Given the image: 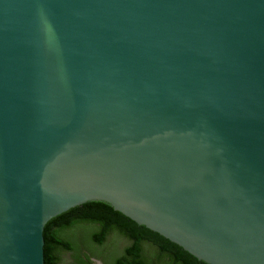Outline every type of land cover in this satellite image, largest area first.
I'll return each mask as SVG.
<instances>
[{"label": "water", "instance_id": "water-1", "mask_svg": "<svg viewBox=\"0 0 264 264\" xmlns=\"http://www.w3.org/2000/svg\"><path fill=\"white\" fill-rule=\"evenodd\" d=\"M92 201L264 264V0H0V264Z\"/></svg>", "mask_w": 264, "mask_h": 264}, {"label": "trees", "instance_id": "trees-1", "mask_svg": "<svg viewBox=\"0 0 264 264\" xmlns=\"http://www.w3.org/2000/svg\"><path fill=\"white\" fill-rule=\"evenodd\" d=\"M43 240L44 264H206L99 201L48 220Z\"/></svg>", "mask_w": 264, "mask_h": 264}, {"label": "rangeland", "instance_id": "rangeland-1", "mask_svg": "<svg viewBox=\"0 0 264 264\" xmlns=\"http://www.w3.org/2000/svg\"><path fill=\"white\" fill-rule=\"evenodd\" d=\"M63 258H64L65 260L67 259L66 256H64ZM95 264H101V262H100V261H95Z\"/></svg>", "mask_w": 264, "mask_h": 264}]
</instances>
